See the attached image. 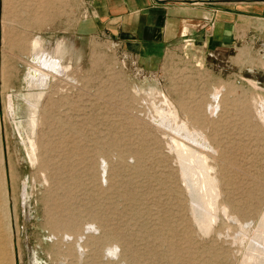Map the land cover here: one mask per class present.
<instances>
[{
    "label": "rangeland",
    "instance_id": "374dc122",
    "mask_svg": "<svg viewBox=\"0 0 264 264\" xmlns=\"http://www.w3.org/2000/svg\"><path fill=\"white\" fill-rule=\"evenodd\" d=\"M81 7L0 0L3 264H246V242L264 224V56L247 45L183 44L137 60L108 39L77 35ZM35 40L65 69L39 87L26 80ZM161 119L186 126L198 145ZM182 158L198 169H183ZM193 199L208 204L204 219ZM62 222L77 226L80 256L68 246L74 235L54 228Z\"/></svg>",
    "mask_w": 264,
    "mask_h": 264
},
{
    "label": "crops",
    "instance_id": "0c3cea01",
    "mask_svg": "<svg viewBox=\"0 0 264 264\" xmlns=\"http://www.w3.org/2000/svg\"><path fill=\"white\" fill-rule=\"evenodd\" d=\"M79 11L77 35L108 39L137 60L183 44L194 52L247 45L264 56V0H82Z\"/></svg>",
    "mask_w": 264,
    "mask_h": 264
},
{
    "label": "bare ground",
    "instance_id": "6f19581e",
    "mask_svg": "<svg viewBox=\"0 0 264 264\" xmlns=\"http://www.w3.org/2000/svg\"><path fill=\"white\" fill-rule=\"evenodd\" d=\"M46 16L48 15V13L47 14H45ZM40 18V17H39ZM38 18V19H39ZM42 18L45 20V16L44 15H42ZM42 19V20H43ZM38 22H41V19H39L38 20ZM37 41L35 40V42L34 43H32V46H31V50H33V52L35 53V55H32L33 57H32V59H31V61L32 62H35L36 63V65H37V67L36 68H33V67H30L32 70H29L30 68H28V70H27V73H26V80H28V81H32V82H34V83H36V86H43V85H45V82L47 81V79H49L50 78V73L52 72V73H55V74H62L63 72V67L61 66V64H60V62H59V60L57 59V58H54L53 56H51L48 52H45V51H43L41 48H40V45L38 44V43H36ZM244 51H243V49H240L239 50V55H242V54H244L243 53ZM65 70V69H64ZM54 75V74H53ZM219 92H220V90H215V91H212L211 93H210V102L209 103H207V104H205V108H206V110H208L207 112H209V114L211 115L213 112H214V110L216 109V107H217V96L219 95ZM27 102V101H26ZM161 102V101H160ZM159 102V103H160ZM163 102H166V99H165V101H164V99H163ZM28 103V102H27ZM167 103V102H166ZM165 103V104H166ZM264 104V103H263ZM167 105V104H166ZM260 105V104H259ZM30 108V107H29ZM15 107H14V105H13V103H12V101L11 100H9L8 99V101H7V111H8V113L11 115V116H14V114H15ZM31 109H33V108H31ZM262 109H263V106H262ZM261 109V110H262ZM264 110V109H263ZM34 111V110H33ZM165 111V110H164ZM260 111V110H259ZM167 112V111H166ZM165 112V113H166ZM169 112V111H168ZM264 111H262L261 113H260V115L264 118V113H263ZM171 113H172V111H171ZM173 115H174V113H173ZM165 116H167V115H165ZM13 118V117H12ZM168 118V117H167ZM173 118V117H172ZM29 119H31V118H29ZM156 119V118H155ZM154 120V119H153ZM157 120V119H156ZM167 120V119H166ZM165 119L163 120V119H161L160 120V122H158V123H161V124H159V125H163L164 127H165V129H168L169 130V132H173L175 135H179V136H181V137H183L184 139H187V140H189V141H191V144H192V142L193 143H195L196 145H198V143H199V141H197L196 140V137H194L191 133H193V132H189V131H187L186 130V128L184 127V128H181L182 126H184V125H181L180 126V128L179 127H173L172 125L170 126V125H167L168 123H167V121H166ZM33 121V120H32ZM155 122H157V121H155ZM170 122V121H169ZM172 123V122H171ZM34 124V123H33ZM31 125H32V123H31ZM20 126V125H19ZM33 126V125H32ZM31 126V127H32ZM169 126V127H168ZM178 126H179V124H178ZM167 127V128H166ZM21 128V127H20ZM20 130V129H19ZM18 130V127H17V131H18V133H19V135L21 136V134H20V131ZM190 130V129H189ZM200 133V132H199ZM195 134H196V132H195ZM201 135V134H200ZM202 136V135H201ZM172 137H174V136H172ZM177 137V136H176ZM22 138V137H21ZM178 138V137H177ZM182 138V139H183ZM172 139V138H171ZM180 139V138H179ZM199 139V138H198ZM202 139H204V138H202ZM187 140H185V141H187ZM200 140V139H199ZM172 141H174V139L172 140ZM204 141H205V139H204ZM177 142H178V140H177ZM23 143V142H22ZM173 143V142H172ZM175 143V142H174ZM174 143H173V146L175 147V150H176V148L178 149V147L177 146H175L174 145ZM183 142H181V144H182ZM201 143V142H200ZM204 143V142H203ZM24 144V143H23ZM177 144V143H176ZM179 145V144H178ZM184 145H186V146H188L187 144H184ZM180 146H182L183 147V145H180ZM202 146H204V145H202ZM30 147H31V144H30ZM201 147V146H200ZM171 148H173V147H171ZM183 148H185V147H183ZM204 148V147H203ZM181 149V148H180ZM188 150V149H187ZM177 151H180V150H177ZM193 151V150H192ZM31 152H32V154L34 153V148H31ZM187 153H192L190 150L189 151H187ZM176 154V153H175ZM193 154V153H192ZM178 155V154H177ZM32 156V155H31ZM203 156V155H202ZM34 157V156H33ZM199 157V156H198ZM201 157V156H200ZM31 159H33L32 157H31ZM181 159V158H180ZM199 159V158H198ZM182 160H183V158H182ZM1 161V160H0ZM184 162H185V164H183L184 165V167H183V169H185V170H187V169H195V167H197L196 165H195V163L193 164V162H192V166L193 167H187V164H186V161L185 160H183ZM183 161H180V162H183ZM188 162V161H187ZM202 163H204V161L202 160ZM0 166H1V164H0ZM185 167H187V169L185 168ZM193 169V170H194ZM197 169H198V167H197ZM200 169V168H199ZM189 170V171H190ZM3 171V170H2ZM182 171V170H181ZM192 171V170H191ZM196 171V170H195ZM199 171V170H198ZM197 171V172H198ZM206 171V170H205ZM204 170H203V172H202V176H203V173L205 172ZM188 172V171H187ZM208 172V171H207ZM184 173V172H183ZM189 173H191V172H189ZM182 174V173H181ZM192 174H193V171H192ZM192 174L190 175V176H192ZM195 174V173H194ZM198 175L200 174V172H198L197 173ZM205 174V173H204ZM211 175V174H210ZM183 176H185V178L187 177V179H190V181H191V178L192 177H194V181H195V184L197 185L198 184V179L197 178H195V176H192V177H190V178H188V175H187V173L185 174V175H183ZM202 176H201V178H202ZM205 177H207L206 175H204ZM200 177V176H199ZM198 177V178H199ZM212 178V177H211ZM210 178V179H211ZM193 179V178H192ZM207 179H208V177H207ZM205 182H206V180L205 179H203ZM214 180V179H213ZM193 181V180H192ZM208 181V180H207ZM2 182H3V179H2V181L0 180V264H3V262L5 261V259H7L8 257H7V253H6V244L4 243H2V234H4V232H7V234H8V229H9V225H8V223H6V224H4V227H5V230L7 229V231H1L2 230V228H3V222H2V217H3V214L5 215L6 213H5V209L4 208H6V207H4L3 205L5 204V190H4V186H2ZM209 182H211V181H209ZM190 183V182H189ZM208 184V183H207ZM207 184H205V185H207ZM210 184V183H209ZM190 185V184H189ZM195 185V186H196ZM205 185H204V187H205ZM191 186V185H190ZM193 187V186H192ZM203 187V188H204ZM207 187V186H206ZM210 188V187H209ZM213 189V188H212ZM196 190H197V188H196ZM189 191H192V188L189 190ZM192 192H190V194H191ZM196 193V192H195ZM209 193H211V191L209 192ZM214 193H215V191H214ZM193 194V193H192ZM201 195V194H200ZM194 196V195H193ZM196 196V195H195ZM203 196V195H202ZM191 197H192V195H191ZM204 197V196H203ZM211 197H212V195H211ZM210 197V198H211ZM208 199H209V197H207ZM206 198V199H207ZM194 199H195V197H194ZM194 199H193V204H195L194 206H195V208H194V213H195V215L196 216H198L199 218H202L203 217V215H202V212L203 211H206V210H203L202 211V207H204V206H208V204L207 205H204L203 203H195L194 202ZM205 199V200H206ZM207 199V200H208ZM211 200V199H210ZM209 200V202L211 203V201ZM195 201H197L196 199H195ZM213 201V200H212ZM205 202V201H204ZM206 202H208V201H206ZM205 202V203H206ZM209 203V204H210ZM202 205H204V206H202ZM211 205V204H210ZM209 205V206H210ZM214 206V205H213ZM4 207V208H3ZM192 207V206H191ZM211 207V206H210ZM205 208V207H204ZM203 208V209H204ZM215 208V207H214ZM209 210V209H208ZM207 210V211H208ZM212 210H213V208H212ZM211 209H210V212L212 211ZM216 210V209H215ZM214 211V210H213ZM221 211V210H220ZM219 211V212H220ZM15 212V211H14ZM222 212H223V210H222ZM205 213V212H204ZM221 213V212H220ZM210 214V213H209ZM212 214V213H211ZM224 214V213H223ZM207 215V214H206ZM213 215H214V212H213ZM225 215H226V213H225ZM211 216V215H210ZM214 216H216V215H214ZM213 216V217H214ZM264 216V215H263ZM203 219H204V217H203ZM206 219V218H205ZM208 219V218H207ZM68 221V220H67ZM196 221V220H195ZM203 221V220H202ZM204 221H206V220H204ZM262 221H264V218L262 219ZM206 222H211V221H206ZM205 222V223H206ZM259 222H260V220H259ZM258 222V223H259ZM202 223V222H201ZM264 223V222H263ZM198 224V223H197ZM202 224H204V223H202ZM208 224V223H207ZM261 224V223H260ZM205 225V224H204ZM227 225V224H226ZM264 225V224H263ZM262 225V227H264ZM207 226V225H206ZM261 227V225L256 229V233H254V234H252V236H249V238H248V240H247V242H246V254H245V256H244V262H246V261H248L249 262V264H258L259 262H261L260 261V259L261 258H259L258 256L260 255L261 257H263L264 256V228H262ZM54 228L56 229V228H58L61 232H62V238H64L65 239V237L67 238V237H70V236H72V235H74L73 237H72V239H74V242H72L70 245H68L70 248L71 247H73L72 248V250H73V252H75V253H77V256H80L81 255V249L83 248V245L84 244H79V243H77L76 244V242H79L80 240H81V237L79 238L77 235V226H75V225H73V224H71V222L70 223H55L54 224ZM207 228V227H206ZM209 229H210V227H209ZM59 231V232H60ZM246 232V231H245ZM255 232V231H254ZM241 236V235H240ZM246 236V235H245ZM243 237H244V235H243ZM247 237V236H246ZM238 240V239H237ZM73 241V240H72ZM240 241H242V239H240ZM243 243V242H242ZM76 244V245H75ZM244 248H245V246H244ZM85 251V250H84ZM245 251V250H244ZM74 253V254H75ZM107 253H108V255L110 256V257H114L115 256V251H114V249H112V248H110V249H108L107 250ZM248 253V254H247ZM244 254V253H243ZM254 254H256L257 255V257L254 255ZM262 260H264L263 258H262ZM242 261V260H241ZM247 262V263H248ZM246 263V264H247ZM262 263V262H261ZM260 263V264H261ZM241 264V263H240ZM262 264H264V263H262Z\"/></svg>",
    "mask_w": 264,
    "mask_h": 264
}]
</instances>
